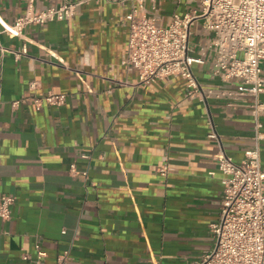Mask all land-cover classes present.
Wrapping results in <instances>:
<instances>
[{
	"label": "crops",
	"instance_id": "1",
	"mask_svg": "<svg viewBox=\"0 0 264 264\" xmlns=\"http://www.w3.org/2000/svg\"><path fill=\"white\" fill-rule=\"evenodd\" d=\"M155 3L162 25L187 8L186 0ZM25 8L26 0H0V17L11 22ZM130 10L90 0L21 37L0 25V196L15 198L11 218L0 220V264H34L37 244L46 264L65 251L64 264H188L212 248L223 187L214 155L240 161L252 146L250 97L201 100L178 75L139 81L121 62ZM191 32L198 55L212 33L200 23ZM206 51L193 65L198 81L234 90ZM48 91L65 102L12 105ZM259 118L264 133V111ZM260 155L264 169V138Z\"/></svg>",
	"mask_w": 264,
	"mask_h": 264
},
{
	"label": "built area",
	"instance_id": "2",
	"mask_svg": "<svg viewBox=\"0 0 264 264\" xmlns=\"http://www.w3.org/2000/svg\"><path fill=\"white\" fill-rule=\"evenodd\" d=\"M36 1L26 0L25 11L11 22L0 17L2 32L21 37L27 27L68 20L82 2L90 0H65L44 8L38 7ZM106 1L130 4L131 10L126 16L129 22L127 55L121 62L136 70L139 81L149 83L178 75L186 80L187 93L201 100L211 96L250 97L249 106L255 120L252 146L240 161H234L223 150L214 155L217 168L223 174L219 217L210 224L214 243L199 260L188 264H264V169L260 155L264 133L259 118L264 111V101L260 99L264 93V0H186V10L182 13L174 10L166 25L160 23L155 0H150L153 13L148 9L147 0ZM197 23L212 35L208 43L201 44L199 54L194 55L189 37L191 27ZM207 47L212 53L214 74L235 85L234 90L198 81L193 65L205 62ZM23 53H26L24 46L14 51L15 57ZM35 86V81L30 82V88ZM27 100L38 107L42 102L60 106L65 102V94L48 91L42 97L22 95L12 105ZM165 169L160 168L161 172ZM14 201L13 195L0 196V220L11 218ZM35 247L34 264H46L45 252L38 244ZM66 258L65 251L57 256L56 264H64Z\"/></svg>",
	"mask_w": 264,
	"mask_h": 264
},
{
	"label": "rangeland",
	"instance_id": "3",
	"mask_svg": "<svg viewBox=\"0 0 264 264\" xmlns=\"http://www.w3.org/2000/svg\"><path fill=\"white\" fill-rule=\"evenodd\" d=\"M166 24H168V23H165V24H163V25H166Z\"/></svg>",
	"mask_w": 264,
	"mask_h": 264
}]
</instances>
